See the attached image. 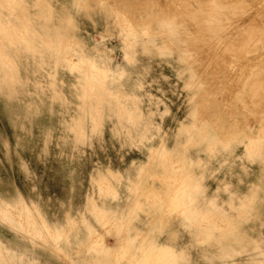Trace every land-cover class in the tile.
I'll list each match as a JSON object with an SVG mask.
<instances>
[{
    "label": "rangeland",
    "instance_id": "374dc122",
    "mask_svg": "<svg viewBox=\"0 0 264 264\" xmlns=\"http://www.w3.org/2000/svg\"><path fill=\"white\" fill-rule=\"evenodd\" d=\"M0 80V264H264V0H0Z\"/></svg>",
    "mask_w": 264,
    "mask_h": 264
},
{
    "label": "bare ground",
    "instance_id": "6f19581e",
    "mask_svg": "<svg viewBox=\"0 0 264 264\" xmlns=\"http://www.w3.org/2000/svg\"><path fill=\"white\" fill-rule=\"evenodd\" d=\"M255 15V14H254ZM251 17V16H250ZM200 19V18H199ZM215 19V18H214ZM241 22V21H240ZM243 22V21H242ZM250 23V22H249ZM240 24V23H239ZM238 25V24H237ZM234 27V26H233ZM233 33V32H232ZM253 37V36H252ZM228 39V38H227ZM260 40V39H259ZM95 42H96V40H95ZM235 45V44H234ZM94 50H98L99 48H98V46H96V47H94L93 48ZM236 49V48H235ZM72 66V65H71ZM250 69V68H249ZM34 75H31L30 77H28V78H26L24 81L25 82H23V83H21L20 85H18L17 87H15V86H12V85H6V88L8 89L7 90V93L9 94V96L11 97V98H14V99H21V97H26V96H29L30 95V93L32 92V90H31V88L33 87L32 86V84H31V82L33 83V82H37L38 80H39V72L38 71H36V70H34ZM0 82H2L1 80H0ZM66 85V84H65ZM61 86V85H60ZM64 112L65 113H67L68 112V110H66L67 108H69V107H67V105L65 104L64 105ZM90 130V129H89ZM81 131V130H80ZM90 132V131H89ZM66 138H61V141H62V144L64 145V146H66V145H70V143H68V141L67 140H65ZM64 140V141H63ZM178 199V198H177ZM117 208H120V205H118V207ZM168 210V209H167ZM176 212V211H175ZM11 214V213H10ZM104 217V216H103ZM12 224V223H11ZM163 255V254H162ZM156 260V259H155ZM158 261H159V259H158ZM156 262V261H155Z\"/></svg>",
    "mask_w": 264,
    "mask_h": 264
}]
</instances>
